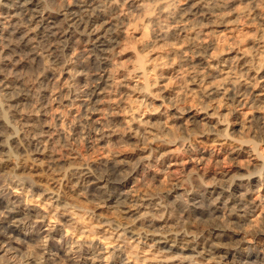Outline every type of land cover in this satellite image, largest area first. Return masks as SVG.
Returning <instances> with one entry per match:
<instances>
[{"label": "bare ground", "instance_id": "obj_1", "mask_svg": "<svg viewBox=\"0 0 264 264\" xmlns=\"http://www.w3.org/2000/svg\"><path fill=\"white\" fill-rule=\"evenodd\" d=\"M56 1L0 0V86L11 98L8 109L0 98V173L11 172L30 183L53 166L65 168L47 178L49 191L57 194L73 178L87 196L120 208L127 205V189L139 174L158 182L155 166L179 164V148H190L192 139L228 146L226 153L235 162V170L221 172L215 183L214 179L203 182L200 194L176 180L164 191L154 186L145 193L158 200L176 196L179 210H168L178 213V219L189 228L187 237L178 236V244L167 238L162 244L211 261L264 264V239L261 245H250L231 224L264 200V151L259 149L264 143V0H75L66 7ZM80 41L84 61L93 72V82L82 95L86 113L92 115L107 107L113 122L109 135L117 144L126 142L134 148L123 151L109 167L103 164L105 169L111 168L102 177L73 168L74 160L63 162L54 150L42 146L51 129L46 108L52 78L44 71L36 74V87L20 75L30 66L28 61L41 66L43 55L65 71V51ZM31 96L39 102L36 112L15 108ZM139 106L150 111L141 116ZM247 109L251 112L244 113ZM17 116L25 124H36L33 128L39 129L38 136L26 126L20 132V128H12L8 117ZM162 118L170 122L168 131L162 127ZM91 126L94 141H102V128ZM8 151L4 159L2 155ZM12 151L19 156L16 160ZM207 156L212 152H199L200 161ZM195 170L185 175L209 178L206 171ZM260 190L261 199L254 200L252 195ZM223 210L229 212L228 219L217 222L216 215ZM204 222L212 230L206 237L200 227Z\"/></svg>", "mask_w": 264, "mask_h": 264}, {"label": "rangeland", "instance_id": "obj_2", "mask_svg": "<svg viewBox=\"0 0 264 264\" xmlns=\"http://www.w3.org/2000/svg\"><path fill=\"white\" fill-rule=\"evenodd\" d=\"M73 1L75 2V0H57L56 2L66 7L74 4ZM80 43L65 51V71H63L64 68L51 64L43 55L41 66L28 61L30 63V66L27 67L28 70H23L20 75L25 77L23 78L27 84L34 82L31 85L36 87L38 84L36 74L38 77L44 71L50 79L52 78L49 84V105L47 104L49 107L46 108V120L51 129L49 134L44 135V139H46H43L42 146L48 147L51 151L54 150L53 152L63 162L71 160L70 162L73 163L74 160L75 166L73 165V168H82L91 176L102 177L110 172L109 164L118 160L117 157L121 153L131 151L134 148L126 142L117 144L109 135L111 127L113 128V122L110 115L111 111L107 107L98 108L99 111L92 115L86 113L87 105L84 103L86 97H82V95L93 82L90 79V74L93 72L91 66L84 61V43L81 41ZM66 72L68 74H65ZM216 76L213 74L214 78ZM0 89L1 101L3 104L5 103L2 106L8 109L10 102L7 100L11 98L5 95L6 92L2 91L1 86ZM74 94L81 97L74 98ZM37 101L36 97L31 96L26 103L24 101L15 108L36 112L39 105ZM139 107L141 116L147 115L150 111L144 106ZM146 111L148 112L146 113ZM250 112V109L244 110V113ZM262 112L264 113V109ZM17 117H8V120L11 121H8L10 126L13 123L12 128L15 126L14 129L20 128L18 130L20 132L26 126L25 129L31 130L33 135L38 136L39 129L33 128L36 127V124L32 126L31 123H28V127V124ZM89 118L91 120H88ZM94 121L98 122L95 123ZM91 123L95 126L100 123L99 127H96L103 129L101 131L105 137L102 141H94ZM161 123L166 130L172 128L166 118H162ZM192 140L190 148L189 146L188 149L179 148L182 151L177 157L179 164L171 166L174 163H158L155 166L154 170L157 171L158 182L145 174H139L138 180L127 189L130 191L127 205L120 208H116L110 203L107 204L103 200L87 196L80 187H77L78 184L75 185L77 180L73 178L70 179L69 184L66 183L68 184L67 187L63 186L58 191L59 194H56V191H49L48 183L50 180L48 181V179H51L54 174H61L65 168L50 167L52 169L49 172L39 173L38 178L35 175L30 183L26 179L28 184L25 182V178L14 176L11 172L0 173V237L5 239L0 241V264H229L219 262V260L211 261L208 257L189 252H186L184 254L186 256H184L178 248L171 249L167 244H162L165 243L163 238L175 239L177 240L176 244H178L177 242L181 241V237L178 236L187 237L190 231L178 219V213L168 210L171 207L179 210V199L176 196L166 197L163 195L165 197L158 200L147 197L145 193L147 189L154 186L158 189L160 187L159 190L164 191L176 180L190 192L198 195L202 191L201 188H203L204 183H210V179H214L211 181L215 183L221 179V172L235 170V162L231 161L226 153L228 146L222 148L215 142L203 143L197 142L195 139ZM49 141L53 143L50 144ZM259 149L264 151V143L259 146ZM201 150L212 152V156H207L205 160L200 161L199 152ZM9 152L2 155L4 159L6 155H9ZM11 153L13 160L19 157L13 156V151ZM31 164L37 166L36 162L31 161ZM37 164H41V162ZM103 164H108L107 169L103 167ZM192 169L193 171L194 169H196L195 171H206L209 178L204 180L188 178L185 174H188L189 170ZM242 174L245 175L246 173ZM190 179L191 182H188ZM69 187L74 188L75 191L74 189L71 191ZM262 194V190H260L253 194L252 198L259 200ZM259 203L257 208L248 211L245 218L231 222L234 232L244 237L253 246L261 245L262 239H264V200H259ZM228 215L227 210L219 212L216 215L217 222L227 220ZM9 216L15 219L10 220ZM206 219L209 220V218L204 220ZM207 220L206 222H209ZM206 222L200 224L201 229L204 230V237L210 235L212 231ZM131 231L135 234H131ZM149 231H154L153 233H158V235ZM158 240L160 241L159 244Z\"/></svg>", "mask_w": 264, "mask_h": 264}]
</instances>
